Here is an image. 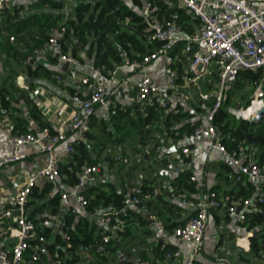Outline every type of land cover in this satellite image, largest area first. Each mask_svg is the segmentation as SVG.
Here are the masks:
<instances>
[{
  "label": "crops",
  "instance_id": "0c3cea01",
  "mask_svg": "<svg viewBox=\"0 0 264 264\" xmlns=\"http://www.w3.org/2000/svg\"><path fill=\"white\" fill-rule=\"evenodd\" d=\"M51 1L59 2L64 7L58 8ZM51 1L16 2L0 19V92L5 90V100L9 102V106L5 107L0 93V157L11 153L12 141L16 135L39 134L45 128L42 125L43 122L46 123V127L54 128L56 108L51 103L53 99H59L72 108L76 107L72 96L81 87L78 83L69 81V73L72 70H76L80 76L87 75L92 78L95 76L89 67H74L68 63V66L64 67L66 63H62L58 52L53 50L49 55L37 57L29 63L32 70L42 66L52 72V75L41 73L36 76L30 72L29 64H25V59L31 54L29 50H36L39 47H35L36 45L45 42L56 31L63 28L64 23L74 16L75 7L90 0H71L75 2L73 7L70 3L66 7V0L64 3L60 0ZM124 1L130 5L129 0ZM197 30L196 27L194 32ZM10 37H14V41H10ZM55 56L56 62L51 60V57ZM79 58L84 66L92 63L95 65L94 58L88 55L87 51H82ZM175 65L181 66L185 72L188 58H183ZM127 74L131 79H137L146 74L153 80L162 82L166 77L165 60L160 57L145 71H129ZM57 75H62L64 80L58 81ZM214 80L213 75L201 81L196 85L197 90L189 86L186 89L188 99L181 105L183 109L194 112L199 105L200 93L213 94ZM199 85H204V88L201 89ZM35 90H39L40 94L35 95ZM146 108L139 103L125 104L119 109L104 106L97 108L89 133L104 142L105 149L98 158L101 171L97 181L88 188L98 187L108 191L110 186H113L118 193L125 195L126 212L129 211L132 215L140 214L144 219L149 213L154 216L155 224L149 223L146 219L145 224H141L136 217L129 219V239L125 243L120 239V251L124 253L126 259L143 261L147 264H186L192 254L193 245L178 243L172 237L173 231L170 227L183 226L194 214L193 210L185 208L172 196L173 193L189 192L183 188V184H177L176 181L179 173L184 171V162L187 159L180 150L193 145L188 136L175 138L163 128L164 118L162 117L154 124L138 128L136 122H139V118L144 119L147 116ZM115 114L126 117L129 124L126 126L125 120L114 121ZM132 119L135 123H131ZM104 123L105 131L102 130ZM117 124H120V129L116 128ZM157 126L160 128L157 129ZM148 131L150 136L146 137ZM175 135L177 137L179 133ZM143 136L145 140L142 141ZM85 137L86 135L82 138L70 135L68 141L75 144L78 141H86ZM130 141H133V147L130 146ZM206 143V140H200L195 145L196 154L192 174L203 183L205 190H215L220 197H243L242 186L235 181L234 170L229 172L225 169L222 166L225 163L208 161ZM66 146L67 142H64L57 148L58 155L63 159L62 165L71 157L64 158ZM24 150L28 154L26 159L0 169V206L13 207L20 185L29 174L45 162V156L39 153L35 146H27ZM112 153L115 154L113 157ZM96 154L94 151V159ZM64 179L65 177L61 175L56 182H52L55 184L54 188L43 198L29 197L28 199V203L32 202V204L26 208L25 216L27 213L31 216L38 206L46 205L36 216L38 227L34 240L39 243L32 252L39 251L43 243H47L49 247L39 256L44 263L38 259L37 264H61L58 258L62 244L58 241V237L65 240L66 246L71 248L69 236L65 230L68 217H74V224L68 229H74L82 219H87L95 223L98 228L104 229L92 213L80 210L72 214L71 210L77 208L73 198L66 200L61 198L55 209L46 204L54 195L60 194L62 197V194L72 189L64 182ZM140 181H143L151 191L142 206L129 202L134 188ZM48 183L51 182L43 181L36 188L44 189ZM170 204L174 206L173 209L170 208ZM114 209L99 207L95 211L103 213ZM44 221L51 222V225L45 226ZM14 223V218L0 219V247L9 249L17 242L10 235L11 229L16 226ZM47 230L52 231L49 236H45ZM254 231H249L244 222L230 218L225 210L211 211L208 215L203 249L198 255L199 264H264V245L260 256L251 252V238L256 236ZM157 246H161L162 249L174 248L176 250L174 253H179V256L170 254V257L160 260L154 252ZM77 254L81 258L79 264H101L100 256L91 248H80ZM104 257L106 264H118L117 255L106 252Z\"/></svg>",
  "mask_w": 264,
  "mask_h": 264
},
{
  "label": "built area",
  "instance_id": "2783aa9c",
  "mask_svg": "<svg viewBox=\"0 0 264 264\" xmlns=\"http://www.w3.org/2000/svg\"><path fill=\"white\" fill-rule=\"evenodd\" d=\"M30 0H0V19L6 10L14 3ZM178 7L199 20L198 30L187 32L174 21H161L152 16V3L146 1L142 11L148 22L150 40L161 43L153 50L147 51L142 57L124 62L110 71L97 68L94 63L82 65L79 58L70 54L61 53V41L64 39V28L56 31L42 45L34 50L26 59L29 64L37 57H45L51 50L58 52L62 63L74 67H89L94 77L80 76L76 70L69 73V81L78 83L80 90L73 96L75 108L63 103L59 99L51 101L55 110L54 128L45 127L39 134L24 133L13 138L11 153L0 157V169L15 164L27 158L24 150L27 146H35L37 151L45 156L43 165L29 174L17 190L14 206L6 208L0 206L1 218H14L16 226L11 229L10 235L17 240L9 249L0 247V264H37V252L27 256L31 248L30 241L35 238L38 224L25 216L26 205L33 190L43 181L56 182L61 176L63 159L58 155L57 148L64 142L67 146L64 158L75 152L73 142L69 136L82 138L89 132L92 119L98 107H112L119 109L123 105L139 103L142 107L157 105L161 111H175L188 99L186 89L190 85H198L201 81L215 76L213 94H199V100L210 101L214 104L204 114L200 115V123L188 136L193 146L182 148V154L187 160L184 162V171H192L195 145L200 140H206V151L209 162H222L231 166L235 172L237 183L250 182L257 187L248 197H220L215 190H205L202 182L195 175H191L189 182L193 190L188 193H173V197L182 206L193 210V215L183 226L176 227L172 237L178 243L193 245V251L186 264H199L198 255L203 249V240L211 211L225 210L230 218L245 222L249 211L262 213L264 194L261 184L264 183V160L262 163L248 160L243 150H229L218 136L213 119L222 108L233 83L239 74L244 71L261 73V79L255 83V90L249 106L231 108L230 112L236 119L253 121L260 118L259 111L264 108V0H176ZM14 41V37H10ZM163 57L166 64V77L158 82L144 74L137 79L128 77L129 71H145L150 65ZM188 58L184 74H180L176 63ZM58 81H63L62 75H57ZM182 82H179V81ZM27 87V86H26ZM40 94L39 90L34 91ZM258 101L260 106L245 118V111ZM258 113V115H257ZM257 123V122H256ZM259 123V122H258ZM251 157V155H250ZM101 171V164L85 166L78 174L77 184L68 192L62 194V199L73 198L77 208L72 214L87 210L88 198L84 189L97 181ZM145 184L140 181L133 190L129 202L140 205L143 198ZM125 209L92 215L98 223L111 235L102 238V243L96 252L102 257L107 250V244L118 233H123L128 225L122 218ZM45 226L51 222L44 221ZM69 240V239H68ZM171 255L168 254V257ZM173 256H179L174 253Z\"/></svg>",
  "mask_w": 264,
  "mask_h": 264
},
{
  "label": "trees",
  "instance_id": "16d2710c",
  "mask_svg": "<svg viewBox=\"0 0 264 264\" xmlns=\"http://www.w3.org/2000/svg\"><path fill=\"white\" fill-rule=\"evenodd\" d=\"M91 1L94 2L92 3ZM91 1L78 4L75 7L74 16L64 23L63 28L65 31L64 39L61 41V53L79 58L82 51H87L88 55L94 58L95 66L104 71L114 69L116 66L122 64L126 58L131 60L138 59L147 51L156 49L161 45L159 42L150 40L151 32L148 31L149 25L142 13L146 1L152 3V16H156L161 21H174L189 33H194L195 28H198L200 23L194 16L179 8L176 0H129L130 5H127L124 0ZM51 2L58 8L62 9L64 7L59 2ZM77 43H79L78 46ZM42 44L40 42L35 47ZM79 48H81L80 51ZM33 51L31 49L28 52L32 53ZM51 60L56 62V56L51 57ZM176 67L180 74H184L181 66L178 67L177 65ZM30 72L36 76L41 73L52 75V72L42 66L36 70H32L30 67ZM261 76V73L251 71L241 72L233 83L228 98L213 119V124L218 131L219 138L229 150H243L242 153H244L248 160L260 163L264 160V119L259 123L243 119L238 120L230 112V109L234 108L236 104L232 99L233 94L243 90L246 85L251 86L253 93L255 83L260 81ZM4 92L5 90L0 93L3 96L4 106L8 107L9 102L5 100L6 96ZM213 104L214 100L212 98L207 102L199 100V105L194 112L186 111L185 108L183 109V106L178 105L175 111H162V113H160L161 110L157 105H150L146 108L147 116L144 119L138 117L139 122H136V124L138 128H143L148 124H154L162 117L164 118L163 128L167 129L175 138H182L183 136H189L194 131L195 127L200 123V115L204 114ZM249 104L250 99L243 107H247ZM115 120L120 122L121 120H125V125L129 124L126 117L120 114L114 115ZM131 121V123H135L133 119ZM42 125L46 127V123L43 122ZM102 126V130L105 131V123ZM116 128L120 129V124H117ZM159 128L160 126H157V129ZM176 133H179L177 137ZM145 136L149 137L150 132L148 131ZM145 136L142 137V141L145 140ZM85 140L75 142V152L62 165L61 175L65 177L64 182L72 188L77 184V176L82 168L96 165L101 152L105 149V143L98 140L95 135L89 132L86 133ZM113 142L118 141L113 140ZM94 151L97 153L96 159L93 158ZM180 151L182 154V149ZM222 166L229 172L233 170L227 164H223ZM191 175V170L182 171L179 173L176 181L177 184H183V188L189 192L193 190V185L189 182ZM239 185L242 186L243 197H248L258 190L250 182L240 183ZM54 186L55 184L51 182L46 184L44 189L35 188L30 197L43 198L51 192ZM261 188L264 194V183L261 184ZM83 193L89 200L86 210L88 213H93L99 207H103L104 209L112 207L115 208L112 211H118L126 206L127 199L125 195L118 193L113 186H110V190L108 191H104L98 187H90L84 189ZM144 193L148 194V196L151 194L146 184ZM235 198L240 197L236 196ZM60 199L61 195L56 194L46 204L55 209ZM145 200L143 198L140 206L145 203ZM31 204L32 202L28 203L26 208ZM170 206V208H174L173 205L170 204ZM44 207L46 205L35 208L30 219L35 222L38 221L36 220V216L41 213ZM262 210V213L249 211L244 222L249 231L256 230V232L254 231L256 236L251 238V252L257 256H260L264 245V203L262 204ZM131 217H136L141 224H145L146 222L142 215H132L129 211L122 216L128 224ZM73 224L74 217H68L65 223V230L69 236L71 248L66 246L65 240L58 237V241L62 244V248H59L58 258V260H61V264H79L81 258L77 254V251L80 248H91L93 251H96V248L102 243V238L106 235H111L109 231L98 228L95 223L89 222L87 219L80 220L74 229H68L72 228ZM176 227L179 226L173 225L170 229L173 231ZM51 232V230H47L45 236H49ZM117 236L125 243L130 236L129 226L127 225L125 232L118 233ZM38 243L34 239L30 241L31 248L27 252L28 257L34 254L32 250ZM120 250V247L116 246V242L112 238L107 244L106 252L117 255ZM175 251L174 248L164 247L162 249L161 246H157L154 249L160 260L165 259L168 254L173 255ZM104 255L100 257L101 264H106Z\"/></svg>",
  "mask_w": 264,
  "mask_h": 264
},
{
  "label": "water",
  "instance_id": "95a60500",
  "mask_svg": "<svg viewBox=\"0 0 264 264\" xmlns=\"http://www.w3.org/2000/svg\"><path fill=\"white\" fill-rule=\"evenodd\" d=\"M45 1V0H43ZM61 3H64L65 0H60ZM79 45V43H77V46ZM68 64L66 63L64 67H67ZM259 115H260V118L259 119H256L254 120V122H261L263 119H264V108L261 109L259 111ZM26 217L27 218H30V213H27L26 214ZM145 219L151 223V224H155V219H154V216L152 214H147L145 215ZM114 241L116 242V246L117 247H121L120 246V238L119 237H115L114 238ZM49 247V245L47 243H43V246L41 247V249L39 251H37V257L39 258V256L42 254V252H46L47 251V248ZM117 257L119 259L118 261V264H147L143 261H136V260H132V259H126L124 253L122 251L118 252L117 254ZM41 263H44L43 259H39Z\"/></svg>",
  "mask_w": 264,
  "mask_h": 264
},
{
  "label": "rangeland",
  "instance_id": "374dc122",
  "mask_svg": "<svg viewBox=\"0 0 264 264\" xmlns=\"http://www.w3.org/2000/svg\"><path fill=\"white\" fill-rule=\"evenodd\" d=\"M76 1V0H75ZM91 1V0H90ZM93 2V1H92ZM72 4V7L75 5V2H72L71 0H66V7H68V4ZM66 13V12H65ZM69 13V12H68ZM190 87H194L195 90H197L198 88L196 87V85H190ZM199 87L202 89L204 88V85H199ZM253 96V93L251 91V86L250 85H246V87L243 90L238 91L237 93L233 94V101L236 102L234 109H237L239 107H243L246 102L250 99L251 101V97ZM130 146H134L133 141H130ZM132 146V147H133ZM112 157L115 155L114 153L111 154ZM102 160V159H101ZM103 161V160H102ZM119 167V166H118Z\"/></svg>",
  "mask_w": 264,
  "mask_h": 264
},
{
  "label": "bare ground",
  "instance_id": "6f19581e",
  "mask_svg": "<svg viewBox=\"0 0 264 264\" xmlns=\"http://www.w3.org/2000/svg\"><path fill=\"white\" fill-rule=\"evenodd\" d=\"M260 106V103L258 101H255L251 107H250V110L249 111H245L244 115H245V118H248L249 115H251L250 113H254L256 112L255 110ZM258 115V113H257Z\"/></svg>",
  "mask_w": 264,
  "mask_h": 264
}]
</instances>
